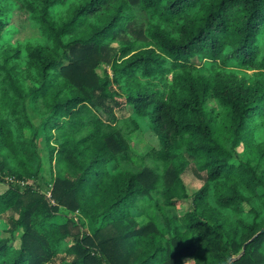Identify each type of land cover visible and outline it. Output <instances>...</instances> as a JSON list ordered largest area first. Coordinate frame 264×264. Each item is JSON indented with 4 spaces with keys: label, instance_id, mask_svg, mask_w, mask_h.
Segmentation results:
<instances>
[{
    "label": "trees",
    "instance_id": "obj_1",
    "mask_svg": "<svg viewBox=\"0 0 264 264\" xmlns=\"http://www.w3.org/2000/svg\"><path fill=\"white\" fill-rule=\"evenodd\" d=\"M1 175L0 264H264V0H0Z\"/></svg>",
    "mask_w": 264,
    "mask_h": 264
},
{
    "label": "rangeland",
    "instance_id": "obj_2",
    "mask_svg": "<svg viewBox=\"0 0 264 264\" xmlns=\"http://www.w3.org/2000/svg\"><path fill=\"white\" fill-rule=\"evenodd\" d=\"M14 24L16 25L17 28V33L13 37V40H18V41H30V42H35V41H41V37L36 30V28L28 21L25 19L24 16L18 15L15 17L13 20ZM251 75L252 73L249 72ZM26 112L27 116L33 125L38 130V136H37V154L39 156L40 160V166L39 170L37 173V176L27 182H21L18 183L15 182L16 180L13 177L10 176H3L1 175L0 177L2 178L3 185H19V186H31L35 189L40 190L41 192L45 193L46 196L49 195L48 191L51 187L52 180L54 177V165L53 162L50 160L49 153H48V148L45 144V139L43 135V131L41 128L42 124V117L37 114V112L33 109V106L31 105L30 101H27L26 103ZM124 116H129V112L126 110L123 111ZM158 134V135H157ZM156 135L152 132L151 126L147 123L146 120L140 124V127L138 130L135 132L128 134L126 137V142L130 150L136 154L138 157H142L146 155L151 149L157 148L158 147V140L157 137L162 135L163 133L161 132L160 134L157 133ZM170 143V142H167ZM183 181L184 184L187 188L188 193H192L198 188H200L202 182L199 180L197 177H195L192 169H188L184 174H183ZM4 190V186L0 185V191ZM85 226H87V221L83 220ZM141 223L146 222V219H138Z\"/></svg>",
    "mask_w": 264,
    "mask_h": 264
}]
</instances>
